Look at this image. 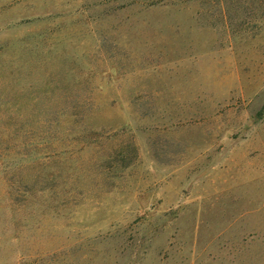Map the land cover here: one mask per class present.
I'll return each instance as SVG.
<instances>
[{"label":"rangeland","instance_id":"374dc122","mask_svg":"<svg viewBox=\"0 0 264 264\" xmlns=\"http://www.w3.org/2000/svg\"><path fill=\"white\" fill-rule=\"evenodd\" d=\"M0 264H264V0H0Z\"/></svg>","mask_w":264,"mask_h":264}]
</instances>
